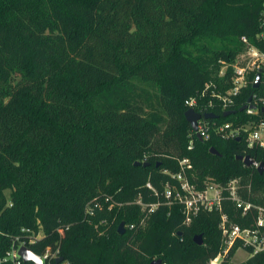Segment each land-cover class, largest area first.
<instances>
[{
	"label": "trees",
	"instance_id": "1",
	"mask_svg": "<svg viewBox=\"0 0 264 264\" xmlns=\"http://www.w3.org/2000/svg\"><path fill=\"white\" fill-rule=\"evenodd\" d=\"M263 8L264 0H0V264H12L4 254L14 236L39 231L24 244L40 256L57 249L64 264H207L220 248L218 213L186 223L160 191L185 156L191 182L235 177L243 199L264 203V169L234 157L264 164V146H248L245 132L198 139L183 117L184 99L204 82L229 84L220 61L243 49L241 35L264 49L255 37ZM250 77L227 109L206 108L212 120L252 128L264 119L260 109L238 110L259 90ZM98 191L113 198L87 213ZM235 249L218 264H231ZM234 264H264V251Z\"/></svg>",
	"mask_w": 264,
	"mask_h": 264
},
{
	"label": "built area",
	"instance_id": "2",
	"mask_svg": "<svg viewBox=\"0 0 264 264\" xmlns=\"http://www.w3.org/2000/svg\"><path fill=\"white\" fill-rule=\"evenodd\" d=\"M258 26L259 29L255 33V37L264 45V8L261 10ZM240 40L244 43L243 49L236 53L231 61H220L218 76L224 75L226 66L231 68L229 84L220 88L215 82H204L197 94L184 99V104L187 107L193 109V106H196L207 112L208 106L216 104L220 109H227L247 83L249 75L253 74L252 78L250 77L253 81L256 72L260 74L256 87L259 90L251 95L249 103L252 106H246L244 110L255 112L264 106V49L249 42L244 35L240 36ZM202 97H206L204 102L199 100ZM197 112L200 113V116L196 120L195 130H191L194 134L197 132L201 138H207L210 130L224 138L245 132L244 139L248 146L252 144L264 146V139L260 134V131L264 129V119L250 128L248 122L231 125L229 121L216 122L212 120V117H203L200 111ZM190 144L189 141L188 147ZM177 164L176 171L170 173V178L173 181H166L160 191L165 202L178 204L186 223L199 211L214 210L219 215L217 225L220 230V248L208 260L207 264H218L221 254L226 253L233 246L242 247L249 255L264 251V203L243 199L238 193V180L235 177L227 179L224 183L213 181L207 177L200 183L191 182L188 178V173L192 175V165L189 159L185 156L181 157L177 160ZM145 186L157 195V191L149 181L145 182ZM136 202L142 206L146 205L139 200ZM155 204V202L150 203L148 210L155 207ZM89 213L91 212L89 211ZM234 217L239 220H235ZM22 230L26 231L27 229ZM39 235L40 231L35 234L26 233V237L20 239L18 235L14 236L9 248L5 250V257H8L12 264H19L21 260L17 253L19 245H25V240L32 241ZM40 257L42 262L45 260L46 264H64V261L55 262V258L58 257L57 249L49 250L46 247ZM51 258H54V263H51Z\"/></svg>",
	"mask_w": 264,
	"mask_h": 264
},
{
	"label": "water",
	"instance_id": "3",
	"mask_svg": "<svg viewBox=\"0 0 264 264\" xmlns=\"http://www.w3.org/2000/svg\"><path fill=\"white\" fill-rule=\"evenodd\" d=\"M259 72H256L254 74V78H253V81L251 83V86L256 88L257 85H258V82H259ZM250 98H251V95H248L247 98H246V102L243 103L242 105H240L238 107V110H242L244 109L246 106H252L249 101H250ZM261 111H264V106L260 108ZM232 112V110H225L222 112L223 115H226L228 113ZM200 116V113L195 111L194 109H192L191 107H186L184 110H183V117L184 119L188 122L190 128L192 130H195L196 128V120L197 118ZM202 116L203 117H214V114H212L211 112H204L202 113ZM196 137L198 139H201L200 135L196 132L195 133ZM209 150L211 152H214V153H217L215 151V149L213 147H209ZM235 158L239 159L244 165H253L255 167V169L258 171V172H261L263 169H264V164L262 162H256L253 158H251L248 154H236L234 156ZM141 163L142 165H146L147 162H140L138 160H135L133 162V164L137 165ZM124 230V225H123V221H119L118 224H117V227H116V231L118 233H122ZM192 241L197 243V244H200L202 239H201V235L198 233V234H194L192 235L191 237ZM17 253H18V256L21 258L22 261H31L33 264H42V260H41V257L40 255L34 253L28 246L26 245H19V247L17 248ZM61 259L60 256L56 257L55 261H59ZM159 263V260L158 259H152L151 261L148 262V264H158Z\"/></svg>",
	"mask_w": 264,
	"mask_h": 264
},
{
	"label": "rangeland",
	"instance_id": "4",
	"mask_svg": "<svg viewBox=\"0 0 264 264\" xmlns=\"http://www.w3.org/2000/svg\"><path fill=\"white\" fill-rule=\"evenodd\" d=\"M260 134L262 136V138L264 139V129L260 131ZM139 161V160H138ZM4 193L5 195L8 194V189H4ZM102 200V203L100 201H98V197ZM112 196L111 194L107 193L106 191H98V193H96L95 195H93L91 198H89L87 201H86V205H85V209L87 211V213H89V210H90V203H93L94 205L97 204L96 207H102L103 203L109 201V200H112ZM133 203H136L133 202ZM121 203H118L117 205H120ZM108 208L111 207V204H108L107 206ZM149 211V210H148ZM112 218L108 221L109 223L113 221V216H111ZM105 222V219L101 220V223H104ZM124 227H125V224H124ZM248 252L246 250H244L242 247H237L231 257H230V262L231 264H234L238 261H241V260H244L247 256H248Z\"/></svg>",
	"mask_w": 264,
	"mask_h": 264
}]
</instances>
